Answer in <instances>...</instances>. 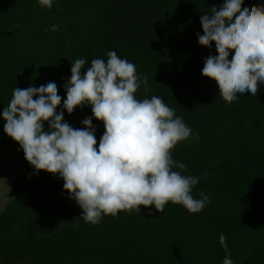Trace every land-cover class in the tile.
Masks as SVG:
<instances>
[{
    "label": "trees",
    "instance_id": "16d2710c",
    "mask_svg": "<svg viewBox=\"0 0 264 264\" xmlns=\"http://www.w3.org/2000/svg\"><path fill=\"white\" fill-rule=\"evenodd\" d=\"M224 2L53 0L47 9L38 0H0V147L16 145L26 167L15 181L16 196L0 213L1 264H223L228 253L220 234L233 264H264V83L256 96L237 94L228 104L218 84L202 75L205 59L218 53L215 42L211 48L198 43L200 18ZM253 5L264 0H243L241 10ZM109 51L148 78V91L141 85L134 94L138 101L161 98L191 129L171 155L185 164L182 175L199 177L190 194L210 197L202 211L190 213L169 201L162 213L140 206V213L102 214L98 224L86 223L63 179L37 173L4 132L2 112L14 88L55 82L57 113L63 111L73 129L93 117L98 148L103 122L87 105L72 114L63 109L64 85L76 59H85L83 75L92 60L106 62Z\"/></svg>",
    "mask_w": 264,
    "mask_h": 264
},
{
    "label": "clouds",
    "instance_id": "9594fccd",
    "mask_svg": "<svg viewBox=\"0 0 264 264\" xmlns=\"http://www.w3.org/2000/svg\"><path fill=\"white\" fill-rule=\"evenodd\" d=\"M38 3L53 7V0ZM242 4L243 0H225L219 8L212 6V14L200 18L203 35L197 33L201 46L211 48L215 42L218 55L205 59L202 75L218 84L220 97L228 104L237 94L256 96L258 83H264V5L241 10ZM58 28L51 26L52 31ZM107 57L106 62L92 60L83 75L85 59H76L64 85L63 109L72 114L87 105L94 118L103 122L105 132L98 148L93 117L82 121L84 128L73 129L64 122L63 111L57 113L61 97L55 82L14 88L2 112L4 132L20 145L37 173L59 174L86 223L98 224L102 214L140 213V206L154 205L162 213L169 201L190 213L202 211L210 197L201 192L195 199L190 194L199 177L182 175L185 164L171 155L178 142L190 137L191 129L161 98L138 101L134 94L141 85L148 91V78L138 76L136 66L115 51ZM219 243L228 253L223 264H233L223 234Z\"/></svg>",
    "mask_w": 264,
    "mask_h": 264
},
{
    "label": "rangeland",
    "instance_id": "374dc122",
    "mask_svg": "<svg viewBox=\"0 0 264 264\" xmlns=\"http://www.w3.org/2000/svg\"><path fill=\"white\" fill-rule=\"evenodd\" d=\"M20 151L14 144L8 147H0V213L16 196L15 181L26 173V167L20 159ZM59 178L58 174V178H55V180L59 181ZM49 182L52 185L54 183L53 179Z\"/></svg>",
    "mask_w": 264,
    "mask_h": 264
},
{
    "label": "crops",
    "instance_id": "0c3cea01",
    "mask_svg": "<svg viewBox=\"0 0 264 264\" xmlns=\"http://www.w3.org/2000/svg\"><path fill=\"white\" fill-rule=\"evenodd\" d=\"M1 264V263H0Z\"/></svg>",
    "mask_w": 264,
    "mask_h": 264
}]
</instances>
